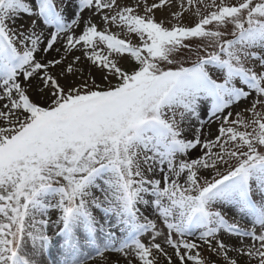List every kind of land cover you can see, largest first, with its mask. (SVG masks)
I'll use <instances>...</instances> for the list:
<instances>
[{
	"label": "snow or ice",
	"instance_id": "obj_1",
	"mask_svg": "<svg viewBox=\"0 0 264 264\" xmlns=\"http://www.w3.org/2000/svg\"><path fill=\"white\" fill-rule=\"evenodd\" d=\"M0 264H264V0H0Z\"/></svg>",
	"mask_w": 264,
	"mask_h": 264
}]
</instances>
